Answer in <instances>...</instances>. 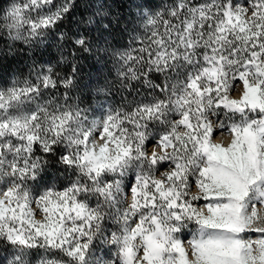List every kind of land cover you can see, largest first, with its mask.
<instances>
[{
	"label": "snow or ice",
	"instance_id": "1",
	"mask_svg": "<svg viewBox=\"0 0 264 264\" xmlns=\"http://www.w3.org/2000/svg\"><path fill=\"white\" fill-rule=\"evenodd\" d=\"M78 6L0 7V64H16L0 79V176L16 178L0 185L9 264H264V0H165L123 26L85 0L74 30ZM53 46L54 63L45 59ZM81 53L115 61L116 81L95 88V108L81 106ZM117 85L129 97L145 91L105 107ZM61 143L65 166L88 183L46 186L36 198L21 191ZM90 188L96 207L81 195ZM120 193L106 231L99 200Z\"/></svg>",
	"mask_w": 264,
	"mask_h": 264
},
{
	"label": "clouds",
	"instance_id": "2",
	"mask_svg": "<svg viewBox=\"0 0 264 264\" xmlns=\"http://www.w3.org/2000/svg\"><path fill=\"white\" fill-rule=\"evenodd\" d=\"M150 5L141 4L137 5L136 9L144 8L147 9ZM85 7V5L83 6ZM120 26H123L126 23H131L134 21V17L131 19H120ZM107 23V21H105ZM113 27H118L116 22H113ZM107 64H111V67L114 69V76L109 79L107 76L106 78L109 81L115 82L116 81V66L115 61L111 59L110 56L105 58ZM104 62H102L103 64ZM144 92L141 91L140 95L137 96L135 92L132 93V97H129L126 91L119 90L118 85L112 89V93L107 97V99H103V103L105 107L108 106L109 103L115 105L116 103H125L126 101H130L133 98L141 99ZM98 102L95 101L93 108L98 107ZM87 107V106H86ZM96 113L92 111V108H89L87 111V117L89 119L96 118ZM68 152L71 151L70 149L66 148L65 143H61L57 145V151L54 153V158L50 156H42V163L46 160L47 164L42 168V170L37 174L36 180H32L29 178L28 180L20 181L21 185L23 186L21 191L28 190L31 195L36 198L38 197L39 193L45 191L46 186L51 188L60 189V186L63 185H72L74 183H88L86 177L81 174V170L77 168L66 167L63 163V157L61 152ZM53 165L55 167H53ZM47 170V171H46ZM52 172L51 183L49 182V177L47 172ZM130 173H126L125 177H120L119 175L113 177L115 179H121L125 181L127 175ZM111 183V181H108ZM16 184V178H14L11 172H7L5 175L0 176V185H2V189L13 187ZM0 189V190H2ZM82 198H87L90 202L92 207H96L97 200L99 199L97 194L90 188L87 192L81 193ZM125 200V195L120 193L117 201L113 202L111 205L105 203L103 199H100L99 202L104 205V211L108 212L109 215L106 217L105 229L106 231H111L114 227L113 216L117 214V209L123 207L124 205L120 203V201ZM13 249L9 248L7 243L0 244V262L2 264H9V261L12 259ZM98 256L103 257V250L97 253Z\"/></svg>",
	"mask_w": 264,
	"mask_h": 264
},
{
	"label": "trees",
	"instance_id": "3",
	"mask_svg": "<svg viewBox=\"0 0 264 264\" xmlns=\"http://www.w3.org/2000/svg\"><path fill=\"white\" fill-rule=\"evenodd\" d=\"M105 5V11L108 13V18H111L113 16H116L120 19H131L135 16L137 9V5L141 4H147V5H156L159 7L165 0H100ZM11 3V0H0V7H7ZM85 0H79V6L74 10L73 13V23L72 27L75 30V22L80 21L83 18H87V15L89 13L85 12ZM82 27H87V25H84ZM127 37H125L124 43L127 44ZM18 47H23V45H18ZM26 54V49H25ZM86 53L80 54V63L82 64V81L84 84L88 85V88L84 89L83 92V100L84 103L81 105L82 107L86 106H93L95 103V88L98 86H101L105 83L104 77H108L111 79L114 76V69L111 67V64H107V67H103V65H97L95 60H88L85 59ZM45 59H51L54 63L55 60L59 59V54L57 52V49L55 46H53L47 55L45 56ZM8 60H14V56H9ZM4 67V64H0V79L4 77V75H7L8 80L10 81L12 79V76L16 69L15 63H7ZM30 63V62H29ZM21 67L24 68L25 73L27 72V67L21 63ZM65 68L64 65L60 66V70H63ZM103 68V76H100L98 74V69ZM109 70H111V75H109ZM157 82H160L157 80ZM141 91L144 92L145 90L141 88ZM53 167H55L53 165ZM47 171V170H46ZM47 175L49 177V182L51 183V177L52 172L48 171Z\"/></svg>",
	"mask_w": 264,
	"mask_h": 264
},
{
	"label": "rangeland",
	"instance_id": "4",
	"mask_svg": "<svg viewBox=\"0 0 264 264\" xmlns=\"http://www.w3.org/2000/svg\"><path fill=\"white\" fill-rule=\"evenodd\" d=\"M99 254V253H98Z\"/></svg>",
	"mask_w": 264,
	"mask_h": 264
}]
</instances>
